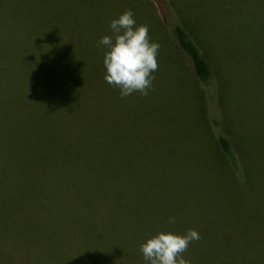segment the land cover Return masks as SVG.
<instances>
[{"label": "rangeland", "instance_id": "374dc122", "mask_svg": "<svg viewBox=\"0 0 264 264\" xmlns=\"http://www.w3.org/2000/svg\"><path fill=\"white\" fill-rule=\"evenodd\" d=\"M167 2L219 79L222 120L244 186L219 153L189 62L151 0H0V38L18 36V65L27 78L63 51L64 160L80 170L89 162L120 165L127 193V206H69L64 191L57 206H0V225L61 227L57 238L72 241L83 239L79 233L94 238L110 223L146 241L155 236L150 232L194 229L200 239L183 254L190 264H264V0ZM128 9L160 45L147 97L121 98L104 78L108 49L99 41L113 36L110 22ZM61 29L63 50L52 46ZM40 35L51 37V46L31 42ZM30 118L21 116L25 125ZM41 255L33 249L27 264H41Z\"/></svg>", "mask_w": 264, "mask_h": 264}, {"label": "trees", "instance_id": "16d2710c", "mask_svg": "<svg viewBox=\"0 0 264 264\" xmlns=\"http://www.w3.org/2000/svg\"><path fill=\"white\" fill-rule=\"evenodd\" d=\"M151 1L166 34L189 62L205 101L204 119L225 164L239 183L245 172L222 120L219 79L196 40L173 17L167 0ZM55 19L63 22L62 18ZM58 31L59 44L52 46H62L63 50V29ZM17 38L12 33H2L0 38V206H57L63 191L67 193L69 206L74 203L127 206L120 165L109 161L89 162L90 165L80 170L64 160L63 105L67 104L63 101V51L41 62L51 66L32 67L27 78V72L18 65ZM31 42L51 46L52 39L40 35ZM26 114L31 117L29 125L21 120ZM101 163L103 167L99 168ZM244 183L239 184L244 186ZM3 223L0 225V264H15V259L27 264L33 249L37 256L42 254L41 264H149L140 251L146 240L134 236L125 226L110 223L99 227L94 238L82 237L83 233H79L83 239L72 241L57 238L56 229L61 227L34 232L32 229L36 226L15 227ZM40 233L44 237L37 235Z\"/></svg>", "mask_w": 264, "mask_h": 264}, {"label": "clouds", "instance_id": "9594fccd", "mask_svg": "<svg viewBox=\"0 0 264 264\" xmlns=\"http://www.w3.org/2000/svg\"><path fill=\"white\" fill-rule=\"evenodd\" d=\"M110 29L113 36H104L99 41V45L108 49L103 59L105 81L120 89L121 98L135 92L147 97L155 79L153 73L158 70L159 43L151 41L148 25L137 26L131 9L113 19ZM168 222L174 224L175 218H169ZM199 239L194 229L183 235L159 232L141 244L140 251L149 264H190L183 254L190 243Z\"/></svg>", "mask_w": 264, "mask_h": 264}]
</instances>
